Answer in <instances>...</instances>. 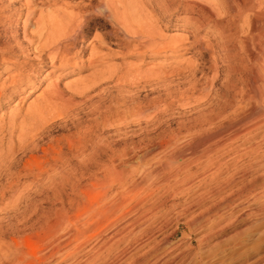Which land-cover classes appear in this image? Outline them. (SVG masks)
Segmentation results:
<instances>
[{"label": "rangeland", "instance_id": "374dc122", "mask_svg": "<svg viewBox=\"0 0 264 264\" xmlns=\"http://www.w3.org/2000/svg\"><path fill=\"white\" fill-rule=\"evenodd\" d=\"M63 1L56 0L51 6L44 5L41 11L55 10L60 6L62 8ZM78 1L72 0L75 3ZM104 1L109 0H95L94 5ZM111 1L120 6L121 10L125 9L124 12L125 7L136 4L143 11L142 14L146 13L148 17L153 15L151 11L154 0ZM161 2L170 4L171 15H153L156 28L167 37L181 33L179 30L182 25L175 15L183 0ZM129 13L135 12L131 10ZM8 14H11L10 10L5 15ZM22 18L16 17L0 27V39L12 42L10 31L15 23L20 38ZM111 29L109 26H94L87 42L95 43L93 36L108 35ZM209 37L212 45L217 44L218 40L213 35ZM104 40L108 41L109 38L105 36ZM106 49L112 55L104 58L98 69L106 70L110 67L107 70L116 76H122L124 80L115 82L116 87L113 82L107 83L109 90L107 89L103 98V105L99 104L102 106L100 109L84 106L76 113L74 111L67 120L57 118L49 122L47 126L52 131L48 132L44 142L49 145L59 142L66 150L67 143L65 144L61 135L65 134L75 141L77 134L88 126L94 132L103 130L97 124V117H107L112 109L123 116L126 115L124 110L131 111L133 106L141 105V108L150 110L148 114L139 118L127 114L115 126L105 127L104 135L110 144L115 141L113 146L117 150H127V156L131 159H136L137 153L141 151L133 149V144H143L149 153L148 160L146 159V163H121L116 168L115 176L106 181L89 178L91 174L104 173L106 167L96 163L83 164L80 159L73 157L71 164L65 169L68 175L66 182L61 183L58 174L52 176L51 184L42 179L43 183L36 184L30 191L34 198L29 196L31 199L28 197L26 202L22 201L16 206L11 205L12 194L5 187L15 185L13 182H22L25 177L18 178L16 173L22 174L26 166L23 157L12 162L14 166H11V171L0 174V264L36 263L28 249L30 244L39 246L42 250L39 253H46L58 238L65 240L69 230L75 227L74 221L84 220L94 210L111 205L113 196L122 203L121 212H128L117 218L114 225L101 232V235L106 242L112 234H121L107 245H104L105 242L99 244V238H93L77 252H72L71 246H67L63 250L65 252L57 254L45 264H264V133L257 135L255 139H258L255 141L243 145L241 142H233L232 147L239 146L230 152L223 153L227 148L211 155L197 152L195 157L188 158L187 161L172 160L175 152L160 146L173 134L188 139V134L203 132V128L200 129L194 121L197 109L193 103L200 96L201 86L207 84L213 69L219 73V78L211 96L214 98L223 93L221 86L226 77L227 66L220 61V54L211 52L212 54H206L199 61L196 57L188 58V54L179 59L152 54L141 56L133 48L128 50L113 44H109ZM88 58L89 50L83 57L82 70L64 75L60 80L62 87L67 82L83 79L93 72L94 69L88 66ZM186 58L200 63L198 68L203 66L202 71L196 72L194 80L197 83H193L188 68H183L187 65ZM171 68L175 71L170 72ZM162 72L165 73L164 76L154 75ZM44 75L43 72L39 76L40 83L32 93L26 95L25 92L26 96H22V100L13 97L4 104L2 112H5L6 117L25 112L28 104L51 81L44 79ZM4 76H1L0 82ZM239 76L234 75L233 82L236 83ZM194 84H198V90L192 96L189 86ZM150 104L155 107L150 109ZM243 105L247 104L242 103ZM60 125L65 129H58ZM106 155L102 151L93 156L94 159L103 160ZM37 158L41 160L40 152H37ZM193 158L196 161L189 164ZM187 164L189 166L185 168ZM42 178H46L45 173ZM100 198L103 199L100 201ZM103 201L105 204L99 205ZM31 204L36 205L37 212L27 210V205ZM85 205L88 206L86 210ZM42 210L49 212L43 213ZM77 215L82 218H77ZM102 245L104 247L99 251ZM18 255L23 257L21 262L17 259Z\"/></svg>", "mask_w": 264, "mask_h": 264}, {"label": "bare ground", "instance_id": "6f19581e", "mask_svg": "<svg viewBox=\"0 0 264 264\" xmlns=\"http://www.w3.org/2000/svg\"><path fill=\"white\" fill-rule=\"evenodd\" d=\"M55 1L0 0L1 28L14 18L23 17L20 38L17 34V23H15L10 31L12 42L0 39V79L5 75L0 82V174L10 172L11 166H14L12 162L21 157L26 166L22 174L16 173L18 178L24 176L25 179L22 180V177V182H13L15 185L5 187L12 194V206H16L25 199L28 200L29 196L33 197L30 194L32 187L40 182L42 184L44 179L51 184L54 174L59 175L61 183L66 182L68 175L65 169L71 164L73 157L80 159L83 164L96 163L106 167L104 173H94L89 176V178L106 181L115 176L119 164L142 163V161L146 163L145 161L148 160L149 153L142 146L143 144L139 143L135 146V143H132L133 149L141 151L137 153L136 159H131L127 156V150L123 148L121 151L117 150L113 146L115 141L112 140L114 143L110 144L104 135L105 127L115 126L125 119L127 114L133 118L148 114L150 110L141 108L143 107L141 105V107L133 106L134 109L132 108L131 111L124 110L126 115L123 116L112 109L107 117H99V119L97 117V124L103 129L100 130L102 132L95 130L96 133L88 126L83 132L77 134L75 141L70 140L65 134L61 135V138L66 141L65 144L67 143L66 150L58 140L56 141L58 143L55 142L56 144L53 145L50 142L51 145L44 142L48 132L52 131V128L47 126L49 122L57 118L67 120L74 111L76 113L84 106L90 105L95 107L94 110L100 109L99 107L102 106L99 104L103 105V98L109 90L107 83L124 80L122 76H116L107 70L110 67L104 68L106 70L98 69L99 63L110 54L112 55L110 50L106 51L109 44L125 47L128 50L133 48L141 56L152 54L172 59H179L188 54V58L196 57L197 60L202 61L206 54L216 52L220 54L219 59L222 64L227 66L226 77L221 86L223 93L215 95L214 98L211 96L217 84L216 80L219 78V73L213 69L207 84L201 86V91L199 89L200 96L194 100L193 105L197 109L194 121L200 129L203 128V132L186 135L187 131H184L188 139H182L178 134H173L160 145L162 148H170L175 152L172 154V160L187 161L188 158L195 157L197 152L211 155L226 148L227 150L223 153L230 152L239 146L237 144L238 146L232 147L233 142H241L243 145V143L255 141L258 139H255L257 135L264 133V0H183L180 8L177 7L179 12L175 15L182 25L179 30L181 33L171 37L163 35L156 28V20L152 18L157 13L162 16L171 15L170 4H164L162 0L153 1L156 6L153 3L151 17L146 16V13L142 14L143 11L136 4L125 7V12L122 8L123 12H120L122 11L120 6H116L111 0L104 1L102 4L98 3L97 6L94 5L95 0H79L77 3L64 0L62 8L61 3L59 9L41 11L42 6H48ZM9 10L11 14L5 15ZM131 10L135 13H129ZM94 26L98 28L109 26L112 29L108 35L93 36L95 43L92 44V41H87ZM104 35L109 38L108 41L104 40ZM210 35L218 40L217 44H211ZM88 50L89 58L86 60L89 65H87L94 69L93 72L83 79L77 78L67 82L62 87L60 80L64 75L82 70L83 57ZM185 62L187 65L183 68H188V74L191 76L189 77L192 78L193 83L194 81L197 83L194 80L196 72L202 71L203 66L198 68L200 63L194 59H188ZM173 71L175 70L172 69L170 72ZM43 72L45 73L43 78L51 79V81L47 82L42 91L28 104L24 113L13 112L14 114L6 117L5 112H2L4 104L13 97H17L20 101L24 96L32 93L40 83L39 76ZM163 74L165 73L154 75ZM237 74L240 76L238 83H235L232 77ZM116 83L113 85L115 86ZM196 85L189 86L192 96L198 90ZM25 92H27L26 95H24ZM242 103L247 105L242 106ZM152 104L150 109L155 107H152ZM240 108L243 109L240 110ZM57 128L65 129L63 125ZM89 144L90 149H88ZM102 151L107 153L106 158L94 159L93 155ZM37 152H40L41 160L37 158ZM193 161L196 160L193 158L189 164ZM44 173L46 178H42ZM3 193H1L2 196ZM102 199L100 198V201ZM111 201V205L98 207L99 209L94 210L88 217L84 215V220L81 215H77V218H82L81 221L74 220L80 223L74 221L75 227L69 230L65 240L62 239V241L60 237L61 242L58 238L46 253H39V246L30 244L27 248L31 251L33 255L31 256L36 259V263L31 261L30 264H45L57 254L65 252L63 250L67 246H71L72 252H77L93 238H99V244L105 242L101 232L112 227L117 218L128 212H121L122 203L114 196ZM101 204L104 205L105 202L99 205ZM36 209L35 204L27 205V210L32 213L37 212ZM120 234H112L104 245L115 240ZM103 247L102 245L99 251ZM17 259L21 262L23 257L18 255Z\"/></svg>", "mask_w": 264, "mask_h": 264}]
</instances>
